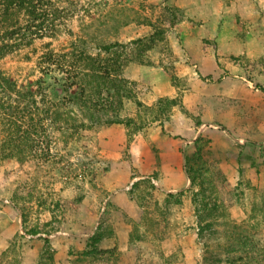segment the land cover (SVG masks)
Segmentation results:
<instances>
[{
    "label": "rangeland",
    "instance_id": "obj_1",
    "mask_svg": "<svg viewBox=\"0 0 264 264\" xmlns=\"http://www.w3.org/2000/svg\"><path fill=\"white\" fill-rule=\"evenodd\" d=\"M39 3L0 57V264H264V0ZM94 76L120 104H74Z\"/></svg>",
    "mask_w": 264,
    "mask_h": 264
},
{
    "label": "trees",
    "instance_id": "obj_2",
    "mask_svg": "<svg viewBox=\"0 0 264 264\" xmlns=\"http://www.w3.org/2000/svg\"><path fill=\"white\" fill-rule=\"evenodd\" d=\"M39 2H42V0H0V24L1 27H4L0 28V57L12 51L19 44V41L22 39L20 36L24 34L23 31L25 29V35H32L33 32H31V28L35 31L42 28V24L45 22L39 18L41 11H44L42 9L45 7H43L42 3ZM16 12H23L25 15L26 20L24 21V25L16 26L15 23H13L10 24L11 26L7 27L6 25L5 27L4 24L8 21L10 15ZM111 46V44L108 45L106 49H109ZM87 57L94 60L92 56ZM117 61L118 56L115 60H113L114 65H117ZM103 72L108 73L105 68L103 69ZM78 79L81 80L79 77ZM83 81L85 82V80ZM88 83V91L85 90L84 87H78L79 95L73 96L72 99H79L77 102H74L76 106L80 107L90 105L92 111L102 110L105 108L104 105H106L104 102H99L102 98V93L106 94V98L109 97V104L106 106H111L113 101L116 103V106L121 103V90L123 87H120V85L115 83L113 80H107L103 76H94ZM9 84L11 85L9 80H7L4 76H0V87H10ZM9 91H12L11 87ZM109 93L110 95L108 96ZM116 106L114 105L113 108H116ZM132 185H134V183Z\"/></svg>",
    "mask_w": 264,
    "mask_h": 264
},
{
    "label": "crops",
    "instance_id": "obj_3",
    "mask_svg": "<svg viewBox=\"0 0 264 264\" xmlns=\"http://www.w3.org/2000/svg\"><path fill=\"white\" fill-rule=\"evenodd\" d=\"M198 4V2L196 3V5ZM207 12V10H206ZM259 99H261L260 101V106H257V112L260 114V115H264V96H261ZM217 129V128H215ZM225 132H227L225 130ZM233 133V132H232ZM234 134V133H233Z\"/></svg>",
    "mask_w": 264,
    "mask_h": 264
}]
</instances>
